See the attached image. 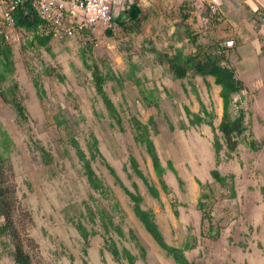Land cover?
<instances>
[{"label": "rangeland", "instance_id": "374dc122", "mask_svg": "<svg viewBox=\"0 0 264 264\" xmlns=\"http://www.w3.org/2000/svg\"><path fill=\"white\" fill-rule=\"evenodd\" d=\"M135 1L143 18L129 34L113 21L111 35L103 30L84 41L52 38L42 47L30 44L32 33L16 31L17 40L11 45L15 71L0 84L6 99L0 98V161L15 188L13 222L24 250L32 264H129L126 259H114L110 251L113 243L119 251L127 248L132 252L135 264H177L136 218L132 201L108 171L107 163L126 188L142 195L141 207L155 213L165 241L179 248L188 246L184 254L191 264H264V148L256 152L240 144L237 154L225 159L222 134L205 123L191 125L186 110L211 118L217 128L222 113L220 87L212 77L192 74L172 80L166 64L149 51L154 46L161 53H173L177 48L191 52L187 25L200 40L211 33L221 38L223 45L231 36L246 37L251 29L244 18L246 5L251 4L220 0L222 8L218 9L209 0H195L184 22L181 3L122 0L120 6ZM207 7L218 15L215 27L205 17ZM260 46L256 39L258 52ZM242 49L247 59L238 63L235 56L237 77L244 80L242 69L249 77L264 80V60L257 66L250 48ZM95 65L105 78L104 90L120 122L96 91L91 71ZM34 81L44 91L42 101ZM12 100L23 105L25 119L18 116ZM234 101L245 108L247 123L260 140L264 137V100L259 108L252 104L249 93L242 92ZM201 103L210 116L202 112ZM236 111L237 106L233 113ZM133 116L144 123L152 117L155 122L157 131L150 132L166 169V191L145 148L134 139ZM72 137L88 158L96 141L99 152L91 163L107 192L89 186ZM215 138L223 144L219 164ZM133 158L147 181L158 188L159 200L150 196L134 171ZM168 161L175 173L168 168ZM213 169L234 175V198L212 179ZM202 193L209 195L205 199L209 221L198 206ZM106 213L113 224L107 223ZM79 224L90 234L87 241ZM115 225L122 229V237L115 232ZM12 251L10 239L0 242V264H15Z\"/></svg>", "mask_w": 264, "mask_h": 264}, {"label": "trees", "instance_id": "16d2710c", "mask_svg": "<svg viewBox=\"0 0 264 264\" xmlns=\"http://www.w3.org/2000/svg\"><path fill=\"white\" fill-rule=\"evenodd\" d=\"M195 1H184L179 6V10L184 12L183 21L189 18L191 11L193 10ZM123 6V5H122ZM13 16L15 20L16 30H24L32 33V41L30 44H36L38 46L47 47L50 40L53 38L50 29V24L40 19L35 9L31 6L29 0H20L13 10ZM205 17L210 20L209 23L217 26L218 15L211 14L210 8L207 7L205 11ZM143 18V13L140 5L137 1L125 5L119 6L114 20V24L118 26L125 33H132L136 26L139 25ZM212 22V23H211ZM187 38L191 42L193 49L189 53H185L181 48H177L173 53H161L156 47L150 48V53L156 55L159 58L161 64H166L168 73L172 80H183L189 74L200 76L203 78L212 77L213 83L220 87L219 97L222 103L221 119L217 126H214L212 119H205L203 115L197 112H190L188 109L187 113L190 118L191 125H199L202 123L207 124L213 130H218L222 134L224 140V146L227 149L225 159L233 158L237 152L240 144H245L253 151H259L264 148V141H257L253 138L250 126L247 123V112L244 107L241 106L238 101H234V96L239 95L245 88V84L236 75L235 62L236 55L233 54V49L226 46V43L222 44V39L214 34H209L204 40L199 39V35L194 33V30L187 25ZM215 30V29H214ZM106 32L111 35V30L107 29ZM233 43L235 42L232 38ZM232 47V46H231ZM83 55L85 51L82 50ZM15 71L13 61L12 46L6 43L0 38V84L5 83L13 75ZM92 78L95 84L97 93L101 96L106 108L113 117H118L117 110L108 97L104 90L105 78L100 73L98 67L95 65L91 69ZM16 85H13L15 88ZM34 87L37 92L39 100H43L44 91L37 81H34ZM10 93L13 94V89H9ZM0 98L5 99L4 92L0 86ZM13 106L22 119L26 118L25 109L21 103L16 100H12ZM237 106L236 113H233L234 107ZM201 110L207 116L210 114L207 112L203 103H201ZM132 125L134 128V139L135 141L145 148L147 155L150 157L152 167L155 174L162 186L164 191L167 190V185L164 180L165 167L162 165L156 145L151 137V129L157 131L155 122L152 117L149 118L147 123L140 121L135 116L131 117ZM72 145L76 150V154L82 163L83 173L89 186L96 191L107 192L103 183L95 173L91 161L95 159V153H98V147L96 141L92 143V151L90 158H88L79 146L75 138H71ZM214 154L216 163L219 164L221 160V151L223 144L215 138L213 142ZM94 151V153H93ZM106 167L110 174L120 184L125 194L130 198L133 203V213L145 230L153 237L156 243L166 252L168 256L173 257L177 264H191L184 252L188 249L179 248L168 244L163 234L161 233L159 226L156 222L155 213L149 209H143L141 203L143 201L142 195L134 193L126 188L120 181L115 169L106 163ZM132 167L136 174L143 180L147 188L148 193L155 200L160 199L158 188L150 184L141 170L138 167L137 161L132 159ZM168 168L174 173L176 172L172 163L168 161ZM212 179L219 184L221 187L226 188L231 198L236 195L234 186V175H222L219 170H211ZM201 185V183L199 182ZM203 186V185H201ZM15 188L10 185L8 181L7 171L3 162L0 161V242L10 239L13 244L12 257L15 264H32L30 256L25 252L22 241L15 229L13 222V211L15 206L14 201ZM209 195L202 193L200 200L198 201L199 209L203 212V218L210 220L209 213L205 210L206 201ZM204 199V201H203ZM117 206V203H116ZM108 216L107 223L113 224L111 216ZM103 221L104 231L108 232V226ZM78 229L82 237L87 241L89 233L83 225H78ZM115 232L120 237L123 236L122 229L115 225ZM115 260L120 261L122 258L126 259L129 264H135L136 257L127 248H123L119 251L117 246L112 243L110 249ZM144 251L142 250V258H144Z\"/></svg>", "mask_w": 264, "mask_h": 264}, {"label": "built area", "instance_id": "2783aa9c", "mask_svg": "<svg viewBox=\"0 0 264 264\" xmlns=\"http://www.w3.org/2000/svg\"><path fill=\"white\" fill-rule=\"evenodd\" d=\"M20 0H0V38L13 44L16 27L13 10ZM176 3L195 0H171ZM41 20L50 24L57 41L90 40L112 27L122 0H29ZM77 9V11L74 10ZM233 41H226L231 47Z\"/></svg>", "mask_w": 264, "mask_h": 264}, {"label": "crops", "instance_id": "0c3cea01", "mask_svg": "<svg viewBox=\"0 0 264 264\" xmlns=\"http://www.w3.org/2000/svg\"><path fill=\"white\" fill-rule=\"evenodd\" d=\"M200 1V0H197ZM202 1V0H201ZM242 2H247V4L250 2L251 6L248 7L246 5V10L247 14L244 18V16L241 17V19H246L248 27L251 29L250 31L247 32V36H231V38L235 41L232 45L233 47V53L234 55L237 56L238 63H241L244 61V59H247L246 57H243V47L247 46L250 48L251 54H254V59H255V65L259 66V61L264 60V29L263 24L264 23V2H261L260 0H241ZM209 3L212 5H215L218 7V9L222 8V2L220 0H209ZM238 6V4H237ZM249 11L252 14H249ZM246 26V24H245ZM231 38L227 39L226 41L231 40ZM258 39L261 46H260V52L257 51V49L254 47V42L255 40ZM225 41V42H226ZM231 48V47H230ZM241 54V55H240ZM241 76H244L243 83L245 84V88L242 92L249 93L251 95V100L252 104L255 106L257 105L259 108L262 106L261 102H263L264 97L262 96L261 92H264V80L259 78L258 80L254 78L253 76L249 77L247 73L242 71L240 69ZM252 79L254 81H258L256 84H252ZM257 107V108H258ZM258 108V109H259ZM264 125V122H262ZM252 135L254 134L253 132V127L252 124L250 126ZM253 138L257 141H264V137H262L260 140L254 137Z\"/></svg>", "mask_w": 264, "mask_h": 264}]
</instances>
